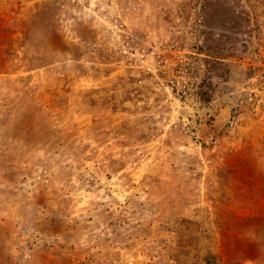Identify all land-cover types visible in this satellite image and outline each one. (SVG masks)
<instances>
[{
    "label": "rangeland",
    "instance_id": "obj_1",
    "mask_svg": "<svg viewBox=\"0 0 264 264\" xmlns=\"http://www.w3.org/2000/svg\"><path fill=\"white\" fill-rule=\"evenodd\" d=\"M205 1L0 0V264H264V0Z\"/></svg>",
    "mask_w": 264,
    "mask_h": 264
},
{
    "label": "trees",
    "instance_id": "obj_2",
    "mask_svg": "<svg viewBox=\"0 0 264 264\" xmlns=\"http://www.w3.org/2000/svg\"><path fill=\"white\" fill-rule=\"evenodd\" d=\"M204 7L206 8V9H208V10H206L207 11V14H210V12L212 13V17H215V15H217L219 12H220V10L221 9H223V10H226L227 11V9H226V6L227 5H229L228 4V2L226 1V0H207V1H205L204 2ZM214 10H216L215 12H212V11H214ZM236 10V9H235ZM234 9H233V11L235 12V13H233L232 11H231V13H233V15H235V17L236 18H240L241 16H237L236 15V13H240V12H236ZM229 12H230V9L228 10ZM241 12H243V13H245V14H249V12H247L246 10H243V11H241ZM226 13V12H225ZM224 13V14H225ZM239 23V22H238ZM234 28V27H233ZM210 88L212 89L213 88V85H212V83L210 82ZM213 90V89H212ZM202 98H203V100H205V101H211L212 100V98H213V95H212V92L211 91H208V92H202Z\"/></svg>",
    "mask_w": 264,
    "mask_h": 264
}]
</instances>
